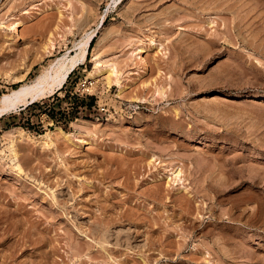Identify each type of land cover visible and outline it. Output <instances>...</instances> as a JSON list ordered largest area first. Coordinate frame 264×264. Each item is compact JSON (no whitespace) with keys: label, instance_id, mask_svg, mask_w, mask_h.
<instances>
[{"label":"rangeland","instance_id":"rangeland-1","mask_svg":"<svg viewBox=\"0 0 264 264\" xmlns=\"http://www.w3.org/2000/svg\"><path fill=\"white\" fill-rule=\"evenodd\" d=\"M98 26L0 118V264H264V0H0V99Z\"/></svg>","mask_w":264,"mask_h":264},{"label":"bare ground","instance_id":"bare-ground-1","mask_svg":"<svg viewBox=\"0 0 264 264\" xmlns=\"http://www.w3.org/2000/svg\"><path fill=\"white\" fill-rule=\"evenodd\" d=\"M10 19L14 18L10 17L8 20ZM19 24V19L11 20L9 28L11 30H15ZM101 24H103V22H101L99 26ZM99 26L87 33L84 38L77 41L72 47L73 51H66L63 55L56 58L32 81L23 83L4 95L0 99V118L10 112L18 110L21 106L32 104L60 90L73 70L86 60L89 52L90 41L96 35ZM53 43L54 42L49 39L47 44L43 47L44 52H49L51 47L53 48L54 46ZM94 61V67L91 71H89L88 77L93 78L104 75L107 86L109 87L113 83L117 84L119 87L118 91L120 93L123 90V87H121L118 81L119 72L115 61L110 59L108 60L106 58L99 59L97 53H94ZM14 79L17 80L16 78ZM52 132H56L65 139L69 138L68 133L64 132L60 127H54L52 131H46L44 134L36 137L30 136L21 128H15L13 131H8V134L12 139L11 142L15 144L16 142L25 144H27L26 142H33L42 146H49L51 145ZM17 155L18 153L15 152V156ZM170 174L173 176L175 181L181 180L180 168L177 167L175 170H171Z\"/></svg>","mask_w":264,"mask_h":264},{"label":"trees","instance_id":"trees-1","mask_svg":"<svg viewBox=\"0 0 264 264\" xmlns=\"http://www.w3.org/2000/svg\"><path fill=\"white\" fill-rule=\"evenodd\" d=\"M93 40H94V39H92V41H91L90 47H91V45H92V43H93Z\"/></svg>","mask_w":264,"mask_h":264}]
</instances>
